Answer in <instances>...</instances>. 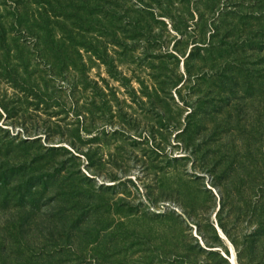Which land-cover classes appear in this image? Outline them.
I'll list each match as a JSON object with an SVG mask.
<instances>
[{"label": "rangeland", "instance_id": "1", "mask_svg": "<svg viewBox=\"0 0 264 264\" xmlns=\"http://www.w3.org/2000/svg\"><path fill=\"white\" fill-rule=\"evenodd\" d=\"M209 6V0H0V167L68 176L83 191L70 204L49 187L34 221L13 218L15 202L0 200L1 236L15 219L22 243L37 248L48 241V251H61L53 264H224L183 252L185 245L205 249V239L236 263L218 226L222 186L210 162L192 154L227 118L212 115L220 104L211 77L225 63L215 67L218 54L194 48L208 43ZM246 40L227 39L233 47L225 61L233 52L249 56ZM257 44L264 57V38ZM243 58L255 68L254 59ZM254 102L233 101L253 124L264 121V101ZM190 119L192 141L179 135ZM72 206L87 222L84 231L45 239L63 233L58 218H50ZM235 213V207L223 213L228 229ZM106 228L111 251L94 252ZM90 230L93 238L85 237Z\"/></svg>", "mask_w": 264, "mask_h": 264}, {"label": "trees", "instance_id": "2", "mask_svg": "<svg viewBox=\"0 0 264 264\" xmlns=\"http://www.w3.org/2000/svg\"><path fill=\"white\" fill-rule=\"evenodd\" d=\"M209 1L211 2L209 9L213 12V25L208 43H197L194 48L205 49L206 54L212 56L218 54V59L213 58L215 67L220 66L218 61L225 63L211 77L214 101L220 104L219 107L216 106L218 108H215L216 111L212 115L216 117L224 113L227 118L216 125L212 138L198 144L192 154L202 155V162L205 164L210 162L209 170L216 174V182L220 183V187L222 186L221 205L217 214L218 226L235 248L237 264L245 262L264 264V121L262 117H258L254 119L255 124H253L254 121L251 123L247 116L243 115L241 108L239 109L240 106L233 105V101L237 100L244 101L245 105L247 101L255 100L252 104L256 101H259V104L262 100L264 101V57H262V52L256 53V49L259 48L257 41L260 37L264 38V0H250L249 4L241 0ZM234 35H240L241 38L247 37L246 42L252 41L249 47L251 54L246 56L244 53L237 55V52H233V56L236 55V57L232 61H225L226 57L222 55L226 53L230 56L229 51L233 47L226 41ZM56 53L58 54L53 55L52 58L54 62L60 59V53ZM244 56L247 60L254 59L252 67L255 68L251 69L247 66L249 63L244 60ZM235 113L236 116H233ZM193 114L191 112L189 115ZM222 125L229 128L224 129L220 137L218 131ZM195 129V123L190 119L179 135L186 136L192 141ZM213 137L219 138L214 139ZM32 170L33 167L28 168L22 165H14L8 169L0 167V200L5 204L9 201L15 202L13 209L17 212L13 218L20 216L23 222L25 219L34 221L36 212L39 211L38 203L42 199L40 196H43L51 186H54L55 193L67 202L78 201L81 198L83 191L71 177H63L56 181L49 174L38 175ZM74 205H79V203L75 202ZM233 207L236 212L235 221L228 229L222 216L227 208ZM6 208L8 209L9 206L6 205ZM79 211L78 208L72 206L52 215L50 220L54 222V218L57 217L56 222L58 225L61 224L63 233L55 235L49 232L45 239L49 241L54 237L69 239L76 233L79 236L82 232L81 228L83 229V225L87 224L78 216ZM229 217L231 213L225 219ZM13 220L8 224L9 226L13 224V227L10 226L5 235H0V264H53L51 259L54 254H61V251L59 253L48 251L51 246L48 241L45 246L37 248L22 243L23 232L14 226L15 219ZM240 227L243 232L239 235L236 231H239ZM106 229L103 230L102 239L97 238L98 241L105 243L97 244L94 252L96 250L99 251L98 253L105 254L111 251V248L106 245L109 240L105 238H110L112 235L107 234L109 228ZM213 230L216 241L219 244L222 243L217 229L213 228ZM89 234L90 238H93L91 230L84 236ZM93 244L94 242L91 243ZM204 247L205 249L199 245L194 247L185 245L182 249L184 253L193 254L196 257L205 253L208 258L217 257L224 264H230L228 259L220 255L217 244L205 239Z\"/></svg>", "mask_w": 264, "mask_h": 264}, {"label": "water", "instance_id": "3", "mask_svg": "<svg viewBox=\"0 0 264 264\" xmlns=\"http://www.w3.org/2000/svg\"><path fill=\"white\" fill-rule=\"evenodd\" d=\"M231 258H234V260H235V262H236V264H237V261H236V255H235V257L231 256ZM228 260H229L230 264H233V262H232L231 259H228Z\"/></svg>", "mask_w": 264, "mask_h": 264}, {"label": "bare ground", "instance_id": "4", "mask_svg": "<svg viewBox=\"0 0 264 264\" xmlns=\"http://www.w3.org/2000/svg\"><path fill=\"white\" fill-rule=\"evenodd\" d=\"M231 260H232V259H231ZM233 260H234V258H233ZM232 262H233V261H232ZM233 264H236V263L233 262Z\"/></svg>", "mask_w": 264, "mask_h": 264}]
</instances>
